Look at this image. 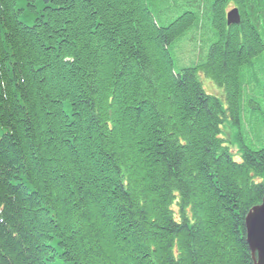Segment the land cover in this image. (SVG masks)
<instances>
[{
	"label": "trees",
	"instance_id": "1",
	"mask_svg": "<svg viewBox=\"0 0 264 264\" xmlns=\"http://www.w3.org/2000/svg\"><path fill=\"white\" fill-rule=\"evenodd\" d=\"M263 198L264 0H0V264H254Z\"/></svg>",
	"mask_w": 264,
	"mask_h": 264
},
{
	"label": "water",
	"instance_id": "2",
	"mask_svg": "<svg viewBox=\"0 0 264 264\" xmlns=\"http://www.w3.org/2000/svg\"><path fill=\"white\" fill-rule=\"evenodd\" d=\"M228 25L238 26L241 16L237 8L227 15ZM247 244L253 256L254 264H264V198L260 205L254 207L247 215L246 222Z\"/></svg>",
	"mask_w": 264,
	"mask_h": 264
},
{
	"label": "rangeland",
	"instance_id": "3",
	"mask_svg": "<svg viewBox=\"0 0 264 264\" xmlns=\"http://www.w3.org/2000/svg\"><path fill=\"white\" fill-rule=\"evenodd\" d=\"M186 49L184 51H179L177 54V57L180 61V65L181 66H190L192 64V62L196 61L194 55L189 51L190 48H188L189 46H184ZM205 89L207 90L208 93L212 94L213 96L223 99L224 96L222 95L223 92L221 89L217 88L213 82L209 81L207 78L201 77L200 78ZM236 136H237V130H235L232 125L229 122H226L223 126H222V133H221V137L223 139V141L225 142V144H227L230 147V151L233 155H235L236 157L240 156L239 150V144L236 140Z\"/></svg>",
	"mask_w": 264,
	"mask_h": 264
},
{
	"label": "bare ground",
	"instance_id": "4",
	"mask_svg": "<svg viewBox=\"0 0 264 264\" xmlns=\"http://www.w3.org/2000/svg\"><path fill=\"white\" fill-rule=\"evenodd\" d=\"M247 217V216H246Z\"/></svg>",
	"mask_w": 264,
	"mask_h": 264
}]
</instances>
